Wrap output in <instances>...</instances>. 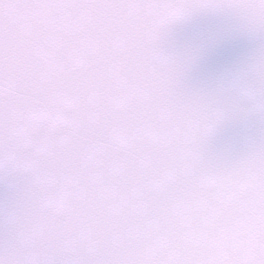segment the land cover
I'll list each match as a JSON object with an SVG mask.
<instances>
[{"label": "snow or ice", "instance_id": "6c2138e0", "mask_svg": "<svg viewBox=\"0 0 264 264\" xmlns=\"http://www.w3.org/2000/svg\"><path fill=\"white\" fill-rule=\"evenodd\" d=\"M0 264H264V0H0Z\"/></svg>", "mask_w": 264, "mask_h": 264}]
</instances>
